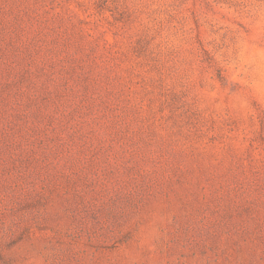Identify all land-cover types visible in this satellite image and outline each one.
<instances>
[{
    "label": "rangeland",
    "instance_id": "obj_1",
    "mask_svg": "<svg viewBox=\"0 0 264 264\" xmlns=\"http://www.w3.org/2000/svg\"><path fill=\"white\" fill-rule=\"evenodd\" d=\"M0 264H264V0H0Z\"/></svg>",
    "mask_w": 264,
    "mask_h": 264
}]
</instances>
